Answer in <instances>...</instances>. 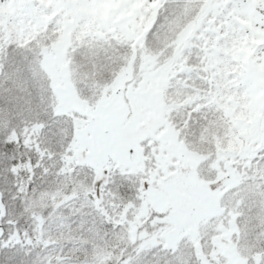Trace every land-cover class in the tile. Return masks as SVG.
I'll return each mask as SVG.
<instances>
[{
    "label": "snow or ice",
    "instance_id": "obj_1",
    "mask_svg": "<svg viewBox=\"0 0 264 264\" xmlns=\"http://www.w3.org/2000/svg\"><path fill=\"white\" fill-rule=\"evenodd\" d=\"M0 264H264V0H0Z\"/></svg>",
    "mask_w": 264,
    "mask_h": 264
}]
</instances>
